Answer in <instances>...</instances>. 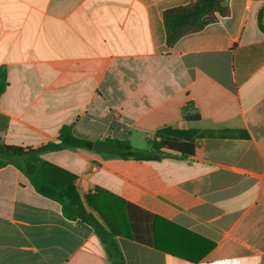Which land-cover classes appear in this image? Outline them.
Masks as SVG:
<instances>
[{"label":"crops","instance_id":"1","mask_svg":"<svg viewBox=\"0 0 264 264\" xmlns=\"http://www.w3.org/2000/svg\"><path fill=\"white\" fill-rule=\"evenodd\" d=\"M197 1L0 0L3 143L37 150L64 125L141 150L165 129L195 143L194 155L160 161L39 156L77 177L84 204L94 197L102 215L88 210L125 264H264V0H221L229 16L168 46L163 13ZM0 264L113 262L90 225L7 165Z\"/></svg>","mask_w":264,"mask_h":264},{"label":"trees","instance_id":"2","mask_svg":"<svg viewBox=\"0 0 264 264\" xmlns=\"http://www.w3.org/2000/svg\"><path fill=\"white\" fill-rule=\"evenodd\" d=\"M229 14V9L222 5L221 0H198L188 6L166 10L163 13V24L167 45L171 47L183 36L199 32L206 26L218 22L219 17H227ZM260 28L264 31L261 19ZM6 87V72L1 68L0 96ZM184 118L187 121H198L200 115L192 114L191 107H188L184 110ZM176 136L177 133L170 129L162 130L157 135L158 140L153 141L150 150H141L133 146L129 140L105 138L93 141L81 139L73 134L72 125H64L59 131L57 143H48L37 150L8 145L0 140V169L7 165L16 167L29 180L36 193L60 204L66 219L81 220L90 225L104 244L113 264H125L115 240V234L88 210V208L92 209L100 216L102 215L93 203L94 197L86 195L84 197L85 205L78 191L77 177L40 159L39 156L44 152L69 148L95 150L125 160L136 161H160L165 158H174L175 154H180L183 157L194 155V141L191 138L182 139ZM101 192L100 189L96 190L97 194ZM172 254L183 258L177 253L173 252Z\"/></svg>","mask_w":264,"mask_h":264}]
</instances>
